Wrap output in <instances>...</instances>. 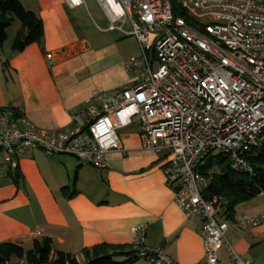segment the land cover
Listing matches in <instances>:
<instances>
[{"label":"crops","instance_id":"1","mask_svg":"<svg viewBox=\"0 0 264 264\" xmlns=\"http://www.w3.org/2000/svg\"><path fill=\"white\" fill-rule=\"evenodd\" d=\"M19 1L41 19L44 32L41 44L13 53L18 23L0 53V109L19 110L20 126L26 120L42 132L68 130L85 123L91 103L99 105L102 96L133 84L124 66L139 55L138 43L107 30L97 0H81L76 7L65 0ZM117 134L120 149L107 154L103 170L35 150L19 160V186L0 171V243L30 250L34 241L50 239L53 260L64 252L80 264H85L84 250L102 244L161 249L175 264H201L204 239L196 219L175 202L166 152L144 149L136 123ZM262 213L264 195H259L238 204L234 218L222 217L228 244L251 264H264V221L242 227L235 217ZM138 225L145 227L140 247L132 234ZM218 264H233L226 247Z\"/></svg>","mask_w":264,"mask_h":264},{"label":"built area","instance_id":"2","mask_svg":"<svg viewBox=\"0 0 264 264\" xmlns=\"http://www.w3.org/2000/svg\"><path fill=\"white\" fill-rule=\"evenodd\" d=\"M97 2L107 30L138 43L139 55L124 66L133 84L91 103L85 123L68 130L41 132L26 120L20 126L12 110L0 109V163L18 168L22 157L39 150L103 170L107 154L120 149L117 130L136 123L144 149L167 154L175 202L196 219L204 239L201 264H218L224 247L233 264H251L228 244V224L217 200L205 199L208 181L197 167L219 151L235 169L251 171L243 155L264 137V0H177L191 23L175 15L171 0ZM235 220L242 227L257 225L264 213ZM132 234L140 247L145 227H133ZM138 254L151 264H175L161 249L140 247Z\"/></svg>","mask_w":264,"mask_h":264},{"label":"trees","instance_id":"3","mask_svg":"<svg viewBox=\"0 0 264 264\" xmlns=\"http://www.w3.org/2000/svg\"><path fill=\"white\" fill-rule=\"evenodd\" d=\"M171 2L175 15L184 17L191 23L186 12L180 9L177 0ZM16 21L20 24V29L11 45L13 53H20L31 44L42 43L43 24L36 13L27 10L19 0H0V53H3V45L8 39V29ZM13 112L16 118L22 116L19 110ZM243 158L250 166V172L235 169L230 157L225 153L210 154L197 167L198 173L208 181V186L203 192L205 199L217 200L220 215L225 218H234L238 204L264 195V137L261 144L246 151ZM0 171L19 186L22 177L17 167L12 169L0 163ZM51 256L50 239L34 241L30 250L12 243H0V264L13 263L14 260L18 264H80L68 253L56 252L54 260ZM84 256L85 264H132L136 260H143L139 257L138 249L108 244L84 250Z\"/></svg>","mask_w":264,"mask_h":264},{"label":"rangeland","instance_id":"4","mask_svg":"<svg viewBox=\"0 0 264 264\" xmlns=\"http://www.w3.org/2000/svg\"><path fill=\"white\" fill-rule=\"evenodd\" d=\"M258 1H261V0H258ZM17 24H18V22L16 21V23H15V24L12 26V28L8 31V34H9V36H10L8 42H10V40L13 38V35H14V33H15V30H16V26H17ZM8 45H9V43H8ZM41 132H42V131H41ZM213 154H214V155H218V154H219V151H214ZM53 255H54V253H53ZM51 258H52V256H51ZM8 264H18V262H17L16 260H14L13 263L11 262V263H8ZM21 264H24V263L22 262Z\"/></svg>","mask_w":264,"mask_h":264}]
</instances>
